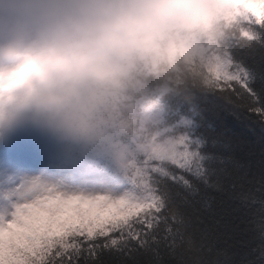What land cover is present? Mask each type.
Returning <instances> with one entry per match:
<instances>
[{
  "label": "snow or ice",
  "instance_id": "6c2138e0",
  "mask_svg": "<svg viewBox=\"0 0 264 264\" xmlns=\"http://www.w3.org/2000/svg\"><path fill=\"white\" fill-rule=\"evenodd\" d=\"M246 3L250 30L205 87L157 101L163 144L118 160L110 190L0 181V264H264V0ZM49 166L93 171L63 157ZM70 201L77 215L58 220ZM11 224L25 229L19 242L5 237Z\"/></svg>",
  "mask_w": 264,
  "mask_h": 264
},
{
  "label": "clouds",
  "instance_id": "9594fccd",
  "mask_svg": "<svg viewBox=\"0 0 264 264\" xmlns=\"http://www.w3.org/2000/svg\"><path fill=\"white\" fill-rule=\"evenodd\" d=\"M246 0H0V136L27 119L95 169L164 142L157 101L199 89Z\"/></svg>",
  "mask_w": 264,
  "mask_h": 264
},
{
  "label": "rangeland",
  "instance_id": "374dc122",
  "mask_svg": "<svg viewBox=\"0 0 264 264\" xmlns=\"http://www.w3.org/2000/svg\"><path fill=\"white\" fill-rule=\"evenodd\" d=\"M55 139H44L37 127L33 126L27 119L19 120L9 132L0 136V181L5 177L10 178V182L17 183L24 177H39L45 184L55 187L57 190L72 193L81 192L83 194H96L110 190L111 186L108 181L114 175L111 169V163L116 170H121L116 162H101L97 166H103L102 163L108 164L107 169L112 173L95 170L88 174H76L68 169H57L50 167L49 162L56 157H61L62 149L58 148ZM25 159L34 164V167L26 165ZM46 169V171H44ZM78 202L70 201L61 205L60 210L56 213L58 220H66L69 217L77 215L76 205ZM79 207L88 210L90 205L87 202L80 203ZM98 209L91 207V211L95 213ZM113 209H104L101 214L108 215ZM48 213L40 212V217H46ZM40 220L33 218V223H39ZM5 230V237H12L19 242L22 237L19 233H23L25 229L18 225L11 224Z\"/></svg>",
  "mask_w": 264,
  "mask_h": 264
},
{
  "label": "trees",
  "instance_id": "16d2710c",
  "mask_svg": "<svg viewBox=\"0 0 264 264\" xmlns=\"http://www.w3.org/2000/svg\"><path fill=\"white\" fill-rule=\"evenodd\" d=\"M37 129H38V128H37ZM38 131H39L41 134H43L44 139H49V140H52V141H53V138H52L50 135L46 134L45 132H42L40 129H38ZM255 132H256V135H257V136L260 135L258 129L255 130ZM57 143H58V142H57ZM56 145H58V148H60V150L62 149V146H61L59 143L56 144ZM110 162H111V161H106V163H110ZM102 164H103V166H97L96 168L101 169V170H106L107 172H109V174H111L112 171L109 170V169H107V165H108V164H105V163H102ZM111 169L114 171V174H113L114 176H120L121 178H123L122 170H116V169H115V166L113 165V163H111Z\"/></svg>",
  "mask_w": 264,
  "mask_h": 264
}]
</instances>
